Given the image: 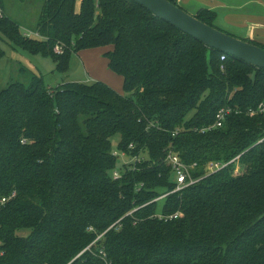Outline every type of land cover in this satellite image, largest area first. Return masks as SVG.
Segmentation results:
<instances>
[{"label": "trees", "instance_id": "obj_1", "mask_svg": "<svg viewBox=\"0 0 264 264\" xmlns=\"http://www.w3.org/2000/svg\"><path fill=\"white\" fill-rule=\"evenodd\" d=\"M75 3L45 0L34 30L45 41L24 40L6 17L0 33L58 72L74 53L109 47L122 94L97 81L46 88L36 76L0 89V264H105L99 249L109 264H264V117L246 115L264 101V69L133 0H80L78 12ZM193 16L217 29L216 12ZM226 107L241 113L205 131ZM115 136L118 150L146 156L118 180ZM170 150L202 177L172 194ZM236 157L239 173L230 164L205 176L208 162Z\"/></svg>", "mask_w": 264, "mask_h": 264}, {"label": "rangeland", "instance_id": "obj_2", "mask_svg": "<svg viewBox=\"0 0 264 264\" xmlns=\"http://www.w3.org/2000/svg\"><path fill=\"white\" fill-rule=\"evenodd\" d=\"M44 2L45 0H0V11L2 12V17L0 19L6 17L17 24L20 36L23 39L25 38L24 40L45 41L46 39L41 36V38L33 37ZM177 5L190 15H195L196 11L207 7L203 0H194V2L183 0L182 2L178 1ZM75 9L79 11L80 0H76ZM235 13L240 14L238 11ZM216 14L217 20L214 25L217 29L235 37H239L238 35L242 34L240 29L226 22L225 11L217 10ZM29 34H31V36H29ZM56 44L57 42L54 46ZM0 49L3 51V56L0 58V89H6L13 83L30 85L32 78L35 76L42 79L41 83L44 87L51 89H55L66 83H92L95 81L102 82L113 90L116 88L122 89L121 78L112 73L107 67V60L104 54L110 49L109 47L72 54L68 69L65 72L56 71L55 64L50 57L32 54L26 49L16 47L1 33ZM120 94H122V91ZM118 143L119 136H115L112 139L113 150L117 149ZM170 151L174 152L172 150ZM128 158H117V164L112 171H117L122 175L125 168L131 167L135 169V165L140 164L144 160L142 158H146V156L142 154L141 157H138L140 159L138 162H133L132 159ZM164 163L166 164L165 160ZM240 171L241 168L237 163L234 166V173L237 174ZM204 172L206 173V165L204 167ZM172 181H174L173 174Z\"/></svg>", "mask_w": 264, "mask_h": 264}, {"label": "water", "instance_id": "obj_3", "mask_svg": "<svg viewBox=\"0 0 264 264\" xmlns=\"http://www.w3.org/2000/svg\"><path fill=\"white\" fill-rule=\"evenodd\" d=\"M133 1L207 48L222 52L255 68L264 69V49L202 23L169 0Z\"/></svg>", "mask_w": 264, "mask_h": 264}, {"label": "built area", "instance_id": "obj_4", "mask_svg": "<svg viewBox=\"0 0 264 264\" xmlns=\"http://www.w3.org/2000/svg\"><path fill=\"white\" fill-rule=\"evenodd\" d=\"M2 17V12L0 11V18ZM29 36H31V34H29ZM33 37L35 38H41L40 35L36 32H34ZM54 53L56 55H62L65 51V46L61 43H57L54 46L53 49ZM226 59L225 55H222L220 57L221 61H224ZM235 113V114H240L241 112L238 110H233L229 107L226 108H221L220 110L217 111L216 115H215V119H214V124L210 127H208L207 129H205V131H209L212 129H217L222 127L224 121L226 120V118L231 115V113ZM246 115L248 117H254V116H263L264 117V101L260 102L255 108H249L246 111ZM204 131V130H202ZM132 148V145L129 146V149ZM112 155L116 158H125V157H129L128 159H132L133 162H138L140 161V159L138 158V156H133L130 157L127 155V153L123 150H118L115 149L112 151ZM238 159L239 157H236L235 159L231 160L228 163H224V162H219V161H210L206 164V173L205 176L208 175H212L222 169H224L225 167H227L230 164H234V166L238 163ZM166 164L168 166L171 167L172 169V174L174 176V184H175V188L173 191H171L169 194L172 193H176L179 191H182L183 189L197 183L199 180H201V178H194L193 177V170L196 169V163L193 164H185L180 156L177 153L171 152L169 151L166 155L165 158ZM132 162V163H133ZM111 178L113 180H118L119 178H121L122 175H120L117 171H112L110 174ZM168 194H166L165 196H167ZM165 196H162L160 198H163ZM6 200L2 199L1 200V204L5 203ZM181 214L177 213L173 216H168L165 217L164 219H175L177 217H180ZM161 218V217H160ZM101 238V236H99L91 245L95 244V242H97L99 239ZM90 246L86 247L78 256L80 257L83 253H85L86 251H90ZM98 257L105 263V264H109V261L107 260L106 254L104 252V249H99V253H98Z\"/></svg>", "mask_w": 264, "mask_h": 264}, {"label": "crops", "instance_id": "obj_5", "mask_svg": "<svg viewBox=\"0 0 264 264\" xmlns=\"http://www.w3.org/2000/svg\"><path fill=\"white\" fill-rule=\"evenodd\" d=\"M173 1H176L177 3L178 1L182 2L183 0H173ZM190 1L194 2V0H190ZM203 1L207 6L206 8L203 9H209L215 11L216 13L217 10L225 11L226 22L230 25L235 26V28L240 29L242 33L238 35L239 37L237 38L249 39L251 41L264 45V0H237V1L203 0ZM233 10L238 11L240 14H236L235 13L236 11ZM115 91L120 93L122 89L120 90L116 88Z\"/></svg>", "mask_w": 264, "mask_h": 264}]
</instances>
